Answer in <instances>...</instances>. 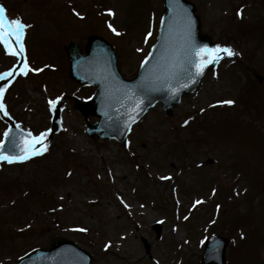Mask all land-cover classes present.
<instances>
[{"label": "rangeland", "instance_id": "obj_1", "mask_svg": "<svg viewBox=\"0 0 264 264\" xmlns=\"http://www.w3.org/2000/svg\"><path fill=\"white\" fill-rule=\"evenodd\" d=\"M192 1L203 31L236 55L207 73L173 116L162 104L153 107L125 146L88 137L68 100L61 131L47 133L48 151L0 164V264L48 247L56 236L93 253L91 264H202L212 233L231 239L226 264H264V0ZM0 3L9 18L29 25L27 63L41 69L19 71L4 101L37 135L50 128V99L95 91L70 78L64 46L71 39L84 42L95 32L111 40L122 73L132 78L164 11L163 0ZM17 60L0 42V73ZM229 99L235 103H216ZM7 128L0 119V141Z\"/></svg>", "mask_w": 264, "mask_h": 264}, {"label": "water", "instance_id": "obj_2", "mask_svg": "<svg viewBox=\"0 0 264 264\" xmlns=\"http://www.w3.org/2000/svg\"><path fill=\"white\" fill-rule=\"evenodd\" d=\"M164 9L157 40L134 78L123 76L115 46L97 34L89 35L84 50L75 41L66 47L72 79L97 87L85 102L74 97L75 106L85 117L86 133L92 138L114 139L126 144L133 125L160 102L165 113L172 116L183 96L194 93L203 76L225 57L208 64L203 73H199L200 47H211L217 42L210 34L202 32L201 18L192 1L164 0ZM16 71L17 68L11 76L4 75L0 87L7 89ZM63 102L59 100L52 109V134L61 129ZM90 115L98 117V121L89 122ZM0 116L11 129L7 137L4 135L0 151L18 155L31 131L16 123L3 109H0ZM144 242L149 250V244L145 239ZM227 244L225 237H209L203 263L225 264ZM92 259L93 255L78 243L58 236L50 247L37 248L9 264H91Z\"/></svg>", "mask_w": 264, "mask_h": 264}, {"label": "snow or ice", "instance_id": "obj_3", "mask_svg": "<svg viewBox=\"0 0 264 264\" xmlns=\"http://www.w3.org/2000/svg\"><path fill=\"white\" fill-rule=\"evenodd\" d=\"M75 11V10H74ZM108 11L111 13L112 10L108 9ZM114 15V13H112ZM79 15V13H77ZM29 27L19 16L16 18H9L7 14V9L4 4L0 3V42H3L4 45L7 46V49L9 52H11L15 56H26V49L24 44V35L25 30ZM109 27H112L110 24ZM113 31H116V29L113 27ZM148 35H151V33H148ZM15 41L13 43L12 41ZM200 54V62L197 65V69L199 73H203L204 68L208 64L215 63L222 59L223 56L227 55L229 57L236 55V52L232 49L231 46L228 45H221L216 44L214 46L209 45H203L199 49ZM20 71L27 75L29 71L33 72H39L41 71L40 68H30L29 64L27 63V60L23 61V67L20 69ZM13 73L9 71L7 73L8 76H11ZM4 74H0V79H3ZM6 89L3 87H0V109H3L5 113H7V106L3 102V97ZM60 97H57L55 99H50L48 101L49 105L55 109L58 100ZM216 103L218 104H234V100H218ZM185 123H188V121H185ZM11 129H9L8 132H5V137L9 135V132ZM51 129H46L43 132H40L38 135H32L31 132H29V139L25 140L23 148L20 149L18 155H8L7 153L0 151V160H7L9 162L12 161H24L29 159L30 156H35L41 154V152L48 151V143H47V133L50 132ZM3 144V141H0V145ZM39 145V147H37ZM170 177H163V179H168ZM202 201L197 200L195 204H200ZM195 206V205H194ZM130 207V205H129ZM86 231V229H82ZM111 242H109L110 244ZM109 244H106L105 247L107 248Z\"/></svg>", "mask_w": 264, "mask_h": 264}, {"label": "flooded vegetation", "instance_id": "obj_4", "mask_svg": "<svg viewBox=\"0 0 264 264\" xmlns=\"http://www.w3.org/2000/svg\"><path fill=\"white\" fill-rule=\"evenodd\" d=\"M59 9H61V8H59ZM65 9V8H64ZM63 9V10H64ZM71 9H72V7H71ZM87 37H88V35H87ZM87 37H86V39H85V41L83 42L82 40H78V39H75V40H77L82 46L84 45V43L86 42V40H87ZM71 40H73V39H71ZM70 40V41H71ZM66 46V45H65ZM65 46H64V50H65Z\"/></svg>", "mask_w": 264, "mask_h": 264}]
</instances>
